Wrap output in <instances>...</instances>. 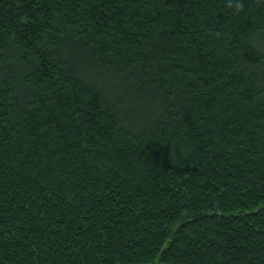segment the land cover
Instances as JSON below:
<instances>
[{"label": "trees", "instance_id": "1", "mask_svg": "<svg viewBox=\"0 0 264 264\" xmlns=\"http://www.w3.org/2000/svg\"><path fill=\"white\" fill-rule=\"evenodd\" d=\"M0 264H264V0H0Z\"/></svg>", "mask_w": 264, "mask_h": 264}]
</instances>
